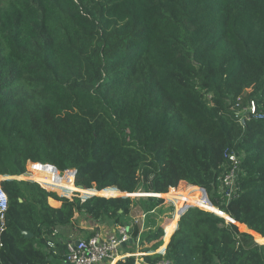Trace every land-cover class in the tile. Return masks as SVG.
I'll return each instance as SVG.
<instances>
[{
	"label": "trees",
	"instance_id": "obj_1",
	"mask_svg": "<svg viewBox=\"0 0 264 264\" xmlns=\"http://www.w3.org/2000/svg\"><path fill=\"white\" fill-rule=\"evenodd\" d=\"M251 100L264 114V0L0 3V175H22L28 160L74 167L76 186L37 164L31 178L59 194L93 193L69 200L2 180L0 264H59L64 245L58 254L46 245L54 228L79 212L99 230L123 224L160 213V197L176 200V215L145 232L134 223L139 240L121 254L144 252L145 264H264V244L253 240L264 243V118H246ZM225 153L239 159L238 192L218 200L232 167ZM181 181L192 186L177 190ZM197 186L237 225L204 210L215 208ZM139 190L158 197L111 196Z\"/></svg>",
	"mask_w": 264,
	"mask_h": 264
},
{
	"label": "built area",
	"instance_id": "obj_2",
	"mask_svg": "<svg viewBox=\"0 0 264 264\" xmlns=\"http://www.w3.org/2000/svg\"><path fill=\"white\" fill-rule=\"evenodd\" d=\"M246 110V118H254V119H262L264 118V114L257 108L255 102L251 100L247 107H245ZM225 157L228 158L229 161L232 162V167L229 169V171L220 177V184L218 185V188L220 189V196L218 197V200H229L238 192V186L235 182V168L239 164V159L236 157L234 153H225ZM40 165V166H46L45 172L50 171L49 176L53 178L54 176L58 177H64L66 175H71V183H74L75 175H76V168L74 167H66L63 169H59L57 166L51 164V163H44L40 161H32L28 160L25 165V172L24 174L28 175L27 180L37 182L43 189L46 191L54 192L57 195L59 194L54 188L46 187L39 181H36L31 178L32 175V167L34 165ZM0 249L3 247V241L2 236L3 233L6 230L7 227V217L6 213L8 210V196L6 191L1 185V181L6 179L5 175H0ZM8 176V175H7ZM24 176V175H23ZM25 178V177H23ZM190 185V184H189ZM76 186V185H75ZM192 186V185H190ZM199 189V196L203 200V203L208 204L209 206L215 208V209H204L211 212H214L220 216H223L225 219V213L219 209L218 206L214 205L209 198L208 193L206 192L205 188L197 186ZM59 196V195H58ZM90 196V195H89ZM153 196V195H152ZM59 197H64L69 200H71L73 197H78L81 200H84L88 197L81 196L78 194L77 191L71 192V195H64L60 194ZM167 201L174 202V199H170ZM174 206V203H173ZM192 205L184 206L180 214L184 213L186 209ZM197 206V205H196ZM153 211V210H152ZM151 211V212H152ZM179 214V215H180ZM147 216V213H142L136 217H132L127 222L123 224H116L112 225L110 229H104L103 231H94L90 230L91 234H88L87 237H68L67 239H60L57 236V231L55 229L52 230L50 234V238L46 241V245L48 248L52 249V252L55 253V247L57 246V243H61L64 245V259L67 264H114L118 259L133 255L136 257L135 264H145L143 260V254L140 252H126L121 254L119 252V248L121 246V243H126L129 238H133L134 242H138L139 235L136 238L131 236V227L134 223H140V230L141 232L143 230V221L144 218ZM227 220V219H226ZM121 254V255H120ZM164 254V251L162 252ZM155 264H172V261H170L167 258H162L159 261H157Z\"/></svg>",
	"mask_w": 264,
	"mask_h": 264
},
{
	"label": "rangeland",
	"instance_id": "obj_3",
	"mask_svg": "<svg viewBox=\"0 0 264 264\" xmlns=\"http://www.w3.org/2000/svg\"><path fill=\"white\" fill-rule=\"evenodd\" d=\"M6 0H0V3H4ZM27 165H26V170H27ZM24 175V176H23ZM10 178H15V177H12L14 175H8ZM21 179H29L28 178V175L27 174H22V175H18ZM25 177V178H23ZM8 179V178H7ZM17 179V178H16ZM191 186L188 184V183H185L184 181H181L178 183V185L175 187L177 190H183V189H189ZM93 193H89V195H92ZM148 195H153V196H156L158 197L157 195H154L152 193H147ZM60 196V194H58ZM131 197H134V196H131ZM163 199V202H162V206L160 208H162V211L159 213V210H158V207L156 208L155 212L153 213H149L145 218V225H144V228H143V231H147L149 228H152L153 226H155L156 224H161V225H164L166 224V222L169 220V216L171 218H173V215H176L174 214L175 213V202L176 200L174 199V206H173V203L171 201H167V199L163 198V197H160ZM170 200V199H168ZM171 205H172V208H171ZM192 206H195V205H192ZM198 208H200L199 206H196ZM203 209V208H201ZM158 211V212H157ZM181 215V214H180ZM180 215L178 216L177 220L179 219ZM227 219V218H226ZM229 219H227L228 221ZM108 221V220H106ZM177 223V221H176ZM94 225V222L91 223L89 220L87 221V217L86 215L84 214V212H79L77 217L75 218V220L71 223V224H68V225H65V226H62V227H59L57 228L58 230V233H57V236L58 238H61V239H66V237H84L87 233H88V230L87 229H91L92 226ZM176 227V226H175ZM86 230V231H85ZM173 233V232H172ZM249 233V232H247ZM250 235H252L251 233H249ZM253 237V235H252ZM253 240L258 243L254 237H253ZM162 241H163V237H162ZM35 244L38 246V247H41L42 249H45V247L43 245H41L37 239H35ZM163 244V243H162ZM129 250H133V251H136V247L134 245H130V247H128ZM122 248H119V252H121ZM136 253V252H135ZM50 258V256H49Z\"/></svg>",
	"mask_w": 264,
	"mask_h": 264
},
{
	"label": "crops",
	"instance_id": "obj_4",
	"mask_svg": "<svg viewBox=\"0 0 264 264\" xmlns=\"http://www.w3.org/2000/svg\"><path fill=\"white\" fill-rule=\"evenodd\" d=\"M5 177H9V176H7V175H5ZM12 177H15V178H17V179H21L19 176H16V175H14V176H12ZM9 179V178H8ZM153 194V193H152ZM50 200H54V201H56V202H58L56 205L55 204H52V203H50ZM61 200H58V199H54V198H52V197H48V203L51 205V206H53V207H59L60 205H61ZM95 227V225H93L92 226V228H94ZM112 227V225L109 227V228H107V227H105V228H103V229H101L100 231H103L104 229H110ZM57 228H59V227H56V228H54L56 231H57V233H58V230H57ZM92 228L90 229L89 228V232H90V230H92ZM95 231H98V227H95ZM31 237V236H30ZM56 237H58V236H56ZM72 237V236H71ZM50 238V237H49ZM48 238V239H49ZM61 238H59V240H60ZM66 239H67V237H66ZM170 239V238H169ZM65 240V239H64ZM61 241V240H60ZM169 241V240H168ZM163 242V241H162ZM168 243V242H167ZM167 243L165 244V246L163 247V249H161V250H159V248L156 250V252H160V253H162L163 251H165V248H166V245H167ZM123 247V246H122ZM128 247H130L129 245H128ZM128 247H126V249L127 250H129L128 249ZM55 250H56V252L54 253V254H58V252H59V245H57L56 247H55ZM63 251H64V249H63ZM121 251H123V250H121ZM128 253V252H127ZM130 253V252H129ZM142 254L144 255V254H146V253H144V252H142ZM121 255V254H120ZM62 256H64L63 254H62ZM64 258V257H63ZM59 264H67L66 263V261L65 260H61L60 262H59Z\"/></svg>",
	"mask_w": 264,
	"mask_h": 264
},
{
	"label": "water",
	"instance_id": "obj_5",
	"mask_svg": "<svg viewBox=\"0 0 264 264\" xmlns=\"http://www.w3.org/2000/svg\"><path fill=\"white\" fill-rule=\"evenodd\" d=\"M7 178H10V177H7ZM6 178V179H7ZM147 193H149V192H147V191H141V190H139V191H137V192H133V193H123V194H117V195H111V196H118V195H122V196H144V195H148ZM184 209V208H183ZM230 218V217H229ZM231 222H234L235 224H236V222L232 219V218H230L229 219ZM237 225V224H236ZM244 232H247V231H244ZM22 233L26 236V237H30L32 234L29 232V231H22ZM134 242V240H133V238H129L128 240H127V244H130V243H133ZM259 244H264V243H260V242H258ZM126 245V243H121V246H125ZM12 264H19V261H14V262H12Z\"/></svg>",
	"mask_w": 264,
	"mask_h": 264
}]
</instances>
